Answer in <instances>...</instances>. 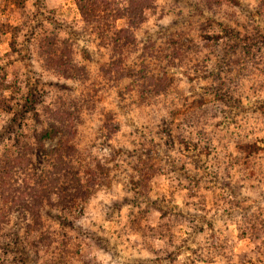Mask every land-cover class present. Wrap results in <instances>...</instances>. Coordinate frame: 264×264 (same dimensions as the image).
I'll return each instance as SVG.
<instances>
[{
	"label": "rangeland",
	"instance_id": "1",
	"mask_svg": "<svg viewBox=\"0 0 264 264\" xmlns=\"http://www.w3.org/2000/svg\"><path fill=\"white\" fill-rule=\"evenodd\" d=\"M0 264H264V0H0Z\"/></svg>",
	"mask_w": 264,
	"mask_h": 264
}]
</instances>
